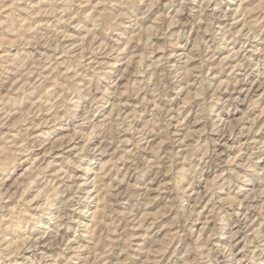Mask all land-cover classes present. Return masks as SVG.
<instances>
[{
    "label": "rangeland",
    "instance_id": "rangeland-1",
    "mask_svg": "<svg viewBox=\"0 0 264 264\" xmlns=\"http://www.w3.org/2000/svg\"><path fill=\"white\" fill-rule=\"evenodd\" d=\"M13 1L0 264H264V0Z\"/></svg>",
    "mask_w": 264,
    "mask_h": 264
},
{
    "label": "bare ground",
    "instance_id": "bare-ground-1",
    "mask_svg": "<svg viewBox=\"0 0 264 264\" xmlns=\"http://www.w3.org/2000/svg\"><path fill=\"white\" fill-rule=\"evenodd\" d=\"M15 2V0L12 2V4ZM17 2H19V0H17ZM16 4V3H15ZM13 6V5H12ZM29 9V8H28ZM24 10V9H23ZM21 15V14H20ZM19 16V15H18ZM15 17V16H14ZM21 17V16H20ZM28 20V19H27ZM161 29V28H160ZM7 149V148H6ZM2 151H4V150H2ZM50 163L51 162H49L48 163V165L46 166V168L50 165ZM7 169V168H6ZM181 176V175H180ZM54 179V178H53ZM53 182V181H52ZM53 185V184H52ZM56 185V184H55ZM30 186V185H29ZM29 186H27V188L29 187ZM47 187H49V186H47ZM54 188V187H53ZM97 191V190H96ZM24 193V192H23ZM39 194V193H38ZM38 194H36V195H38ZM41 195H42V193H41ZM45 196H46V202H47V208H45V209H50V207L52 208V205H54V201H53V198L51 197V195H49L48 194V191L45 193ZM58 196V195H57ZM57 196H56V198H57ZM37 197V196H36ZM52 198V199H51ZM23 205V204H22ZM26 207V206H25ZM28 208V207H27ZM25 212L27 211V210H24ZM20 214H22L21 212H20ZM23 215V214H22ZM34 215V214H33ZM24 216V217H23ZM22 217H20V220H18L16 223H14V222H12L13 220H11L10 219V221H11V224H8L7 225V223H6V227L5 228H2V229H0L3 233H4V236H5V238L8 236V235H10V234H13V233H15L16 231L15 230H17V229H15V228H17V227H19L20 226V224H22V222H23V220L24 219H26L27 217H25V215H23ZM27 216V215H26ZM35 216V215H34ZM29 219V218H28ZM8 220V219H7ZM7 220L5 219V221L7 222ZM27 222V221H26ZM38 222V221H37ZM4 224V223H3ZM0 227H1V225H0ZM3 235V234H2ZM8 241V240H7ZM6 242V241H5ZM2 252V251H1Z\"/></svg>",
    "mask_w": 264,
    "mask_h": 264
}]
</instances>
